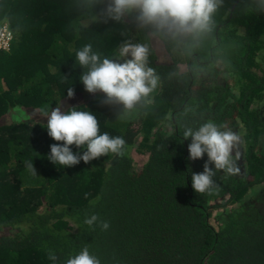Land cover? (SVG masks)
I'll return each mask as SVG.
<instances>
[{"label": "trees", "instance_id": "trees-1", "mask_svg": "<svg viewBox=\"0 0 264 264\" xmlns=\"http://www.w3.org/2000/svg\"><path fill=\"white\" fill-rule=\"evenodd\" d=\"M74 5L0 0V25L13 34L9 52H0V264H53L49 250L66 264L85 245L101 264H264V13H243L238 0H225L214 31L191 56L175 55L161 40L172 63H158L154 51L150 57L162 78L154 103L121 120L120 106L85 91L75 52L90 42L110 55L122 31L133 42L145 36L129 18L77 33L69 25L84 17ZM211 65L231 86L211 78L220 70ZM59 104L91 111L102 132L126 139L124 153L53 164L50 146L58 142L41 109ZM188 107L196 113L181 120ZM204 119L243 134L240 173L218 171L212 195L193 190L191 175L203 171L207 155L190 160L191 140L182 136V123ZM136 140L146 155L137 170L129 155ZM92 214L109 229L86 225Z\"/></svg>", "mask_w": 264, "mask_h": 264}, {"label": "clouds", "instance_id": "clouds-1", "mask_svg": "<svg viewBox=\"0 0 264 264\" xmlns=\"http://www.w3.org/2000/svg\"><path fill=\"white\" fill-rule=\"evenodd\" d=\"M224 3L225 0H75L74 6L84 17L69 25L75 32L79 33L94 23L114 21L121 24L129 18L145 36L141 42H133L127 38L128 32L122 31L125 39L110 55L94 50L90 42L82 45L75 52V61L83 69L80 80L85 91L103 93V104L120 106L122 111L118 119L121 120L152 105L153 94L162 83L161 76L150 66L153 41L164 40L174 45L181 55L191 56L214 31L215 16ZM238 4L243 13H264V0H238ZM2 30L9 33V40L7 46L0 47V52H9L13 34L7 23L0 25ZM67 96H74L72 88L67 90ZM41 111L47 119L48 136L58 142L50 146L48 159L53 164L72 167L109 153L120 156L125 151L126 139L102 132L97 116L87 109L69 107L62 110L59 104L54 109ZM196 111L195 107L186 108L181 120ZM182 136L191 140L188 145L190 160L207 155L203 171L191 175V186L197 194L212 195L218 189L215 180L218 171L227 176L240 173L238 162L242 137L226 123H217L213 119H204L195 127L182 123ZM73 145L81 151L74 153L70 147ZM25 166L32 175H37L33 161H26ZM84 223L105 231L110 227L109 222L97 214L87 217ZM48 259L58 264V257L51 250ZM66 264H101V261L85 245L78 253L69 256Z\"/></svg>", "mask_w": 264, "mask_h": 264}, {"label": "rangeland", "instance_id": "rangeland-1", "mask_svg": "<svg viewBox=\"0 0 264 264\" xmlns=\"http://www.w3.org/2000/svg\"><path fill=\"white\" fill-rule=\"evenodd\" d=\"M153 51L155 52L154 54L157 57L156 58L157 59L156 61L158 63H160V64L164 63L166 65L172 63L171 62L172 59L167 54V52H166L167 50H166L164 44L161 42V40H154L153 41ZM174 54L175 55L177 54V50L174 52ZM208 67H209L208 69H213V67L219 68L220 70H218V72L215 75L211 76V77L212 78H215L218 81V83H220V84H230V86H231V84H232L231 81L232 80H230V78L226 75V73L221 72V70H222V67L221 66H219V65H211V66H208ZM182 69H184L183 66L180 67V70H182ZM15 114H17L16 116L19 117L17 121H20L22 119L21 118L22 114L21 113H15ZM166 126H168V125H166ZM167 129H169V127ZM154 131H153V133H154ZM237 132H239L241 134V137L243 138L242 130L241 129H238ZM138 141L140 142V137L138 138ZM136 147H137V140H136L134 146L132 147V149L130 150L129 155L133 159V161L135 163V169L137 170L146 161V155H139L137 153V151H136ZM242 147H243V139H242V142H241V145H240V148H239L240 151H242ZM240 163H243V161L240 160ZM257 193H258V191L256 190L254 192V194L256 195ZM246 199H248V197Z\"/></svg>", "mask_w": 264, "mask_h": 264}, {"label": "built area", "instance_id": "built-area-1", "mask_svg": "<svg viewBox=\"0 0 264 264\" xmlns=\"http://www.w3.org/2000/svg\"><path fill=\"white\" fill-rule=\"evenodd\" d=\"M9 40V33L6 30L0 31V47L7 46V42Z\"/></svg>", "mask_w": 264, "mask_h": 264}]
</instances>
